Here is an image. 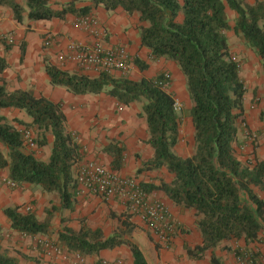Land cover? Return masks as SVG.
I'll return each mask as SVG.
<instances>
[{"label":"trees","instance_id":"trees-1","mask_svg":"<svg viewBox=\"0 0 264 264\" xmlns=\"http://www.w3.org/2000/svg\"><path fill=\"white\" fill-rule=\"evenodd\" d=\"M89 4L77 6L76 3ZM8 5L14 18L22 15L31 20L62 19L67 13L81 17L92 8L112 11L121 8L126 14H137V30L141 47L149 50V59L165 58L177 64L185 79L190 99L187 115L192 124V149L187 155L178 154L180 117L175 110V98L161 85L163 73L154 78H131L99 72L95 76L69 72L44 61V70L52 86H63L75 94L105 93L117 103L127 106L141 102L139 116L147 126V143L152 157L143 162L141 170L165 168L171 175L169 182L142 184L146 191L159 190L183 210L193 211V223L200 236L194 247L185 245L186 255L201 260L210 251L208 264H228L214 252L225 241L242 239L246 244H264V161L243 162L237 153L241 141L240 122L244 121L243 106L246 88L240 77V64L231 54L226 31L232 29L259 58L264 68V0L247 3L245 0H69L60 9L52 8L48 0H0ZM227 10L235 13L230 27ZM24 48L20 51V60ZM133 63L139 70L148 64L139 58ZM6 67L0 60V72ZM263 103L259 120L264 122ZM0 108L23 111L31 122L19 124L35 126L36 146L48 143L46 160L26 151L23 134L5 116L0 115V169L17 186L28 183L43 192L56 195L57 202L45 208V218L38 221L33 210L21 205L7 206L2 212L10 227L22 235L48 234L51 219L64 209L77 205V183L74 168L83 159L81 146L74 134L66 131V116L61 103L54 102L29 89L8 90L0 83ZM111 169L121 166L124 147L110 143ZM132 214L124 211L111 214L116 219L109 235L101 227H90L84 218L78 229L62 226L54 241L69 253L80 256L97 255L103 249L126 246L133 264H147L143 250L135 243L132 232L136 228ZM230 250V246L226 247ZM242 264H264V256L256 251L246 256L236 252ZM243 258H245L243 260ZM0 264H18L0 244Z\"/></svg>","mask_w":264,"mask_h":264},{"label":"crops","instance_id":"crops-1","mask_svg":"<svg viewBox=\"0 0 264 264\" xmlns=\"http://www.w3.org/2000/svg\"><path fill=\"white\" fill-rule=\"evenodd\" d=\"M16 1L24 6V0ZM245 1L253 3L255 0ZM67 2L69 0H48L49 5L54 9H60L61 5ZM87 4L89 3H76L77 6ZM90 13L105 28L107 43L126 48L129 69L132 73L137 74L139 78H154L164 71L169 73L171 82L168 90L182 107V113L179 114V143H181L183 134L189 132L192 144V124L187 115L191 103L185 87L184 76L177 64L165 58L149 59V50L140 46L137 14L128 15L121 8L108 11L102 7L92 8ZM22 16V21L18 22L14 18L12 9L8 5L0 3V29L3 32H10L14 36L13 44L4 43L0 47V60H3L6 65L0 72V83L3 81L8 90L29 89L36 95L41 94L54 102H60L66 116V131L74 134L82 152L89 153L86 159H92L95 154H99L95 160L101 161L105 166L111 168L112 158L106 148L110 143L117 144L123 146L124 151L121 166L116 171L134 175L142 184L156 185L164 175L167 176L165 181L169 182L171 175L165 168L141 170L143 162L148 161L153 154L151 146L147 143L148 134L145 120L139 116L141 102H133L124 106L103 92L75 95L63 86L49 84L48 76L44 70L45 60L69 72L84 73L89 76L97 74L92 70H83L71 62L59 65L60 52L64 50L69 40L88 41L92 39V34L89 31L75 25L77 17L67 13L62 19L31 20L27 17L26 12ZM47 35L53 38L52 43L48 46L43 42ZM21 48H24L22 60H20ZM135 58L145 61L148 67L145 70H139L133 63ZM110 73L115 77L127 75L126 72L117 70ZM263 93L264 90L262 96ZM262 103L263 99L261 98L255 112L249 110L244 112L247 126L257 138L255 147L249 150V153L252 152L250 155L252 161L254 159L264 161V122L259 121ZM0 115L7 119L17 118L26 124L31 122V119L19 109L0 108ZM32 127L35 128V126ZM45 147H47V153L43 160L49 156L51 139H48ZM4 178H8L7 171L0 169V244L2 249L8 255L15 257L18 264H77L73 258L59 261L43 256L35 246L33 238L22 236L10 227L9 220L2 212L4 207L22 205L24 209L33 210L38 221H43L46 216L44 210L47 202L42 204L40 187L36 188L28 183L8 187L3 183ZM148 193L167 206L172 219L180 227V231L174 234L170 246L164 248L156 244L140 218L132 215L131 220L136 224V228L142 229L148 235L154 247L153 254L148 252L146 254L143 251L147 258V264H200L199 260L188 258L185 250V245L194 247L200 243L199 233L195 228L193 218L190 217L193 211L175 206L159 190H150ZM76 198L77 205L73 210L64 209L61 213H55L54 216L57 215L55 218H58V222L52 224L56 228L55 236L64 225L78 229L82 218L90 227L99 226L104 235H109L111 230L107 227L111 223V214L120 215L126 211L118 199L103 200L99 196L85 191L78 192V186ZM37 236L49 237L48 234ZM262 255L264 256V254ZM83 260V264H133L131 252L124 245L113 249H103L97 255L84 256ZM203 264H208V262Z\"/></svg>","mask_w":264,"mask_h":264},{"label":"built area","instance_id":"built-area-1","mask_svg":"<svg viewBox=\"0 0 264 264\" xmlns=\"http://www.w3.org/2000/svg\"><path fill=\"white\" fill-rule=\"evenodd\" d=\"M75 25L92 34L88 41L69 40L59 55V65L71 62L83 70H92L96 73L111 72L113 70L127 72L129 69L128 53L121 45H111L105 41V28L88 13L78 17ZM52 36L43 39L44 45H50ZM13 44L14 36L10 32L0 29V47L3 44ZM171 77L168 72L163 73L162 87L168 88ZM174 108L179 111L181 104L175 100ZM24 145L35 149L36 144L28 130H23ZM75 179L78 192L85 191L99 196L103 200L118 199L133 216H137L145 225L156 244L168 248L175 233L180 231L178 224L172 219L169 209L160 200L150 196L142 183L134 175H128L113 170L92 159L82 160L77 164ZM3 183L8 187H16V183L4 178ZM28 209V208H26ZM22 235V234H21ZM27 236V235H22ZM31 237V236H29ZM35 246L39 252L49 259L66 261L70 258L77 264H83V257L77 253L70 254L53 240L47 237L34 236ZM105 263V262H104Z\"/></svg>","mask_w":264,"mask_h":264},{"label":"rangeland","instance_id":"rangeland-1","mask_svg":"<svg viewBox=\"0 0 264 264\" xmlns=\"http://www.w3.org/2000/svg\"><path fill=\"white\" fill-rule=\"evenodd\" d=\"M227 16H228L230 27H232L234 24L235 13L230 10H227ZM225 33L228 39L231 54L233 55L234 59L238 61V63L240 64V77L246 88V91L244 94L243 113L245 112V110L255 112L258 109V103H259V100L262 98V91L264 90V68H262V66L260 65L259 58L255 55V53L249 47L246 46V44L244 43V40L242 39L240 35L235 34L232 29L227 30ZM126 73L131 78H139L137 74L132 73L130 69H128ZM181 108L178 111L179 114L182 113ZM243 116H244V121L240 122L239 124L240 130H241V141H240V144L237 146V153H238L239 158L243 162H246V161L252 162V158L250 156L252 155V152L250 151L249 153V150L255 147L257 143V140H256L257 138L253 134L254 132L248 128L247 123H246V117L244 114ZM8 120L12 124H14L19 130H21V132H23V130L24 131L28 130L30 136L32 137L33 141L36 144V139L38 135L37 129H35L32 126H25V125L19 124L18 123L19 119L17 118H11ZM47 138L49 140L51 139L50 134H47ZM192 143H193V140H192ZM25 148H26L25 149L26 151H32L37 158L42 159V160H43V157H45V154L47 153V150H46L47 147L45 146L43 147L36 146L35 149H29L27 147ZM191 149H192V144H191L190 134L189 132L184 133L182 136L181 143L177 144L175 151L177 153L185 155L188 152H191ZM88 155L89 153H87V151L83 152L84 160H87L86 157H88ZM98 155L99 154H95V157L92 158V160L96 161L95 159ZM98 162L104 164L101 161H98ZM74 171H76V167L74 168ZM162 179L166 180L167 176L164 175ZM36 188H39V187L36 186ZM258 193L261 197L264 198V190H258ZM41 199H43L42 204H44V202L45 203L47 202V206L45 208H50L53 203L57 202V198L55 194L46 193L43 191H42ZM22 208L24 207L22 206ZM56 216L52 217L51 226L53 223L58 222L57 220L58 218H55ZM190 217L193 218V213L190 214ZM112 219L113 218H111L110 225L109 226L107 225L108 226L107 228L110 229L111 231L118 225L117 221L112 220ZM54 232H56V228H54L53 226L50 227L48 238L53 241L56 240L55 239L56 236ZM132 238L135 241V243L144 252H146V254L147 252L153 254V249H154L153 244L151 240L149 239L148 235L142 229L135 228L134 231L132 232ZM227 246H230L231 249L227 250L226 249ZM256 251L264 254V245L259 244V243H254V242L246 244L242 239L225 241L214 250L215 254L223 262L228 263V264H242V260L239 259V256L236 254V252H241V253H244L246 256H249L251 253L256 252ZM209 257H210V251L205 252L203 259L199 260V263L203 264L205 262H208ZM244 259L245 258H243V260Z\"/></svg>","mask_w":264,"mask_h":264}]
</instances>
